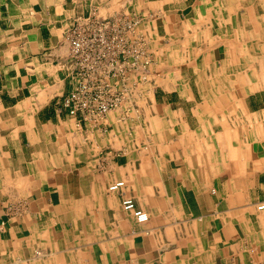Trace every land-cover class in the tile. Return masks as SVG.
<instances>
[{
	"label": "crops",
	"instance_id": "1",
	"mask_svg": "<svg viewBox=\"0 0 264 264\" xmlns=\"http://www.w3.org/2000/svg\"><path fill=\"white\" fill-rule=\"evenodd\" d=\"M93 9L141 16L155 54L98 123L62 104ZM260 205L264 0H0V264H264Z\"/></svg>",
	"mask_w": 264,
	"mask_h": 264
},
{
	"label": "built area",
	"instance_id": "2",
	"mask_svg": "<svg viewBox=\"0 0 264 264\" xmlns=\"http://www.w3.org/2000/svg\"><path fill=\"white\" fill-rule=\"evenodd\" d=\"M142 20L126 11L104 16L96 9L75 18L65 32L76 76L62 102L69 114L98 123L110 110L128 102L136 86L149 81L154 52ZM123 186L124 181L118 180L109 189L120 191ZM122 205L139 222L149 220L148 212L137 207L132 197L123 195Z\"/></svg>",
	"mask_w": 264,
	"mask_h": 264
},
{
	"label": "rangeland",
	"instance_id": "3",
	"mask_svg": "<svg viewBox=\"0 0 264 264\" xmlns=\"http://www.w3.org/2000/svg\"><path fill=\"white\" fill-rule=\"evenodd\" d=\"M150 29V31H152L151 30V28H149ZM157 36H158V34H156ZM156 41H157V45H156V67L158 68V65L160 64V63H162V64H164L165 62H162V61H160L159 62V60H158V57H157V55L159 56V54H161V51H163V49H165L164 48V40H162V39H157L156 38ZM149 46H150V48H151V38H150V40H149ZM152 46H153V44H152ZM154 47V46H153ZM158 60V61H157ZM154 65H155V54H154V64H153V66H152V72H151V75L149 76V81H144V82H141L140 83V85H138V86H140V90L141 91H139V92H133L132 94H131V97L127 100L128 102H134V100H135V102H136V100H139V99H143V97L142 96H144V98L146 97V96H148V91H145L149 86H151V84H149L150 83V81L151 80H153V77H154V75H155V71H154ZM160 67V66H159ZM157 73V72H156ZM158 74L159 73H157V75H156V77L158 76ZM153 83V82H152ZM138 86H136V87H138ZM135 87V88H136ZM146 88V89H143V88ZM128 102H125L124 104H126V103H128ZM123 104V105H124ZM125 111H128V110H125Z\"/></svg>",
	"mask_w": 264,
	"mask_h": 264
},
{
	"label": "bare ground",
	"instance_id": "4",
	"mask_svg": "<svg viewBox=\"0 0 264 264\" xmlns=\"http://www.w3.org/2000/svg\"><path fill=\"white\" fill-rule=\"evenodd\" d=\"M186 31V30H185ZM229 47H232V46H229ZM219 49H221L220 47H219ZM236 49V48H235ZM218 50V49H217ZM238 50V49H237ZM218 53V52H217ZM208 55V54H207ZM210 57V56H209ZM215 59V58H214ZM260 61V60H259ZM219 64V63H218ZM216 65V64H215ZM208 66V65H207ZM206 67V66H205ZM220 69V68H219ZM246 69V68H245ZM258 70V69H257ZM260 71V70H259ZM261 72H262V70H261ZM259 76V75H258ZM261 77V76H260ZM259 77V78H260ZM231 86V85H230ZM247 95V94H246ZM245 95V96H246ZM143 97V96H142ZM203 106V105H202ZM156 110V109H155ZM196 110V109H195ZM243 114V113H242ZM177 118H179L178 116H176ZM232 118V117H231ZM238 118V117H237ZM182 120V119H181ZM198 124V123H197ZM231 124V123H230ZM173 126V125H172ZM182 127V126H181ZM177 128V127H176ZM242 133V132H241ZM244 133V132H243ZM242 133V134H243ZM176 135V134H175ZM180 135V134H179ZM184 135V134H183ZM186 137V136H185ZM199 140V139H198ZM259 140V139H258ZM221 141V140H220ZM211 143V142H210ZM211 145V144H210ZM261 145V144H260ZM213 146V145H212ZM208 147H209V145H208ZM262 147V146H261ZM209 149V148H208ZM214 149V148H213ZM197 150V149H196ZM223 150V149H222ZM209 151V150H208ZM208 153H210V152H208ZM222 154V153H221ZM222 156V155H221ZM248 164V163H247Z\"/></svg>",
	"mask_w": 264,
	"mask_h": 264
}]
</instances>
